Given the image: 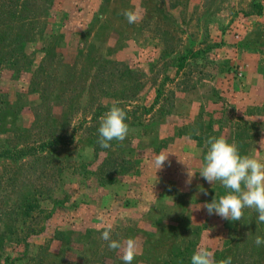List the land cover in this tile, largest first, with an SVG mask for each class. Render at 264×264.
<instances>
[{
    "label": "rangeland",
    "instance_id": "1",
    "mask_svg": "<svg viewBox=\"0 0 264 264\" xmlns=\"http://www.w3.org/2000/svg\"><path fill=\"white\" fill-rule=\"evenodd\" d=\"M213 136L264 162V0H0V264H123L108 224L132 264H264L253 209L203 208L228 192L199 174Z\"/></svg>",
    "mask_w": 264,
    "mask_h": 264
},
{
    "label": "clouds",
    "instance_id": "2",
    "mask_svg": "<svg viewBox=\"0 0 264 264\" xmlns=\"http://www.w3.org/2000/svg\"><path fill=\"white\" fill-rule=\"evenodd\" d=\"M123 15L129 24H134L140 19L139 14L133 10H126ZM126 111L113 104L109 111L101 117L98 128V141L100 148L108 149L113 140L123 142L129 133V125L125 122ZM209 146L204 156V164L199 174L209 184L219 182L228 190L226 195L211 202H205L203 208L209 215H218L229 221H241L244 209H253L256 214V223H264V162L249 155H241L235 143H229L223 136L209 137L206 141ZM168 155L161 152L154 159L157 171L162 169ZM195 173L188 169V180L191 183ZM201 191L207 192L201 187ZM106 241L110 250H119L123 264H132L138 254V246L135 240L128 239L125 242L112 239V225L108 224L101 237ZM254 243L256 246H264V236L257 235ZM190 264H232L229 256L217 262L214 252L207 247H199L191 256Z\"/></svg>",
    "mask_w": 264,
    "mask_h": 264
}]
</instances>
